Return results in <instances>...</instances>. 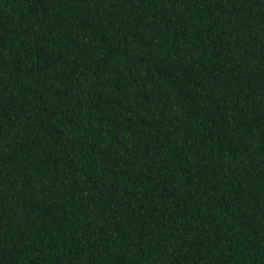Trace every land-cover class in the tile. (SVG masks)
Wrapping results in <instances>:
<instances>
[{
	"label": "trees",
	"instance_id": "trees-1",
	"mask_svg": "<svg viewBox=\"0 0 264 264\" xmlns=\"http://www.w3.org/2000/svg\"><path fill=\"white\" fill-rule=\"evenodd\" d=\"M0 264H264V0H0Z\"/></svg>",
	"mask_w": 264,
	"mask_h": 264
}]
</instances>
